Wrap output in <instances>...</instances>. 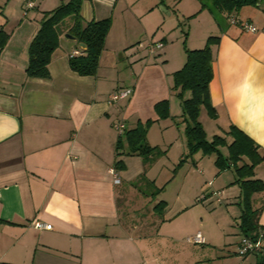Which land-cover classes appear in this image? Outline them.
Returning <instances> with one entry per match:
<instances>
[{"label": "crops", "instance_id": "crops-1", "mask_svg": "<svg viewBox=\"0 0 264 264\" xmlns=\"http://www.w3.org/2000/svg\"><path fill=\"white\" fill-rule=\"evenodd\" d=\"M67 1L38 0L25 11V0H0V29L9 36L0 50V264H179L175 252L163 254L158 246L176 251L184 236L193 246L186 264L231 261L236 250L198 253L205 250L198 245L210 243L207 232L189 231V225L182 236L164 230L193 205V190L202 189L190 159L183 160L185 123L181 101L171 89L172 74L184 64L185 49L201 48L209 36H219L212 46L209 83L217 116L209 117L202 107L199 120L209 140L236 125L264 152V0L227 14L221 25L201 0H83L85 21L111 20L95 75L70 69V54L80 46L65 38L63 30L48 65L49 77H28V46L43 12ZM173 11L191 17L184 40L179 19H171ZM229 16L251 22L257 31L230 24ZM67 20L68 26L72 19ZM157 41L163 48L151 55L147 46ZM124 87L132 88V94L109 103L110 93ZM163 99L169 102L170 116L156 120L154 105ZM148 119L155 121L146 141L164 153L145 162L123 154L128 149L124 133ZM117 122L124 124L121 133ZM192 161L197 167V160ZM222 173H215L212 184ZM254 173L264 180V161ZM233 180L234 174L227 185L237 189L227 206L237 204L240 194ZM167 188L174 193L171 202L165 197ZM159 200L166 202L162 216L154 210ZM251 200L253 208L262 206L258 223L264 234V192L254 193ZM239 215H233L237 224ZM36 221L51 228H35ZM197 232L204 242L188 241ZM238 234L236 245L242 237ZM242 258L231 264L250 260L249 255Z\"/></svg>", "mask_w": 264, "mask_h": 264}, {"label": "trees", "instance_id": "trees-1", "mask_svg": "<svg viewBox=\"0 0 264 264\" xmlns=\"http://www.w3.org/2000/svg\"><path fill=\"white\" fill-rule=\"evenodd\" d=\"M82 1L68 0L52 10L43 12L40 26L28 46V63L25 70L28 77H49L48 65L52 53L59 46V38L63 30L74 36L77 43L84 44V47L79 48V55L69 57L70 69L81 76L95 75L111 20L105 18L85 21L81 15ZM259 1L201 0V4L202 8H207L221 25L227 14L238 12L243 6L256 5ZM69 18L72 19V22L67 26ZM8 38V34L0 29V50L5 46ZM218 41L219 36L211 35L203 47L185 49L184 64L172 74L171 89L181 101L182 117L185 123L187 153L183 160L201 151L204 155H215L214 163L219 171L232 170L234 174L232 183L237 184L240 189L237 201L240 209L239 231L242 236L255 239L262 230V226L258 223L262 206L253 208L251 197L254 193L264 192V180L255 177L254 168L264 161V152H261V147L253 138L236 125H231L227 131H224V135H214L209 140L199 120L202 107L206 109L209 117L217 116L210 100L209 83L213 77L212 46L216 45ZM154 109L157 114L156 120L170 116L167 99L158 101L154 105ZM154 121L152 119L145 122L139 121L134 128L125 131L124 139L128 149L124 150L123 154L138 155L145 162H149L157 155L164 153L157 146H151L146 141L147 131ZM227 137L230 140H227ZM121 147L122 140L119 139L117 148ZM222 148H225L226 152H223ZM119 163L120 161L117 162V165ZM142 179H144V175H141L137 181L140 182ZM162 188H158L155 195ZM165 205L164 200H159L154 206V210L162 216ZM253 254L256 255L255 264H264V253Z\"/></svg>", "mask_w": 264, "mask_h": 264}, {"label": "rangeland", "instance_id": "rangeland-1", "mask_svg": "<svg viewBox=\"0 0 264 264\" xmlns=\"http://www.w3.org/2000/svg\"><path fill=\"white\" fill-rule=\"evenodd\" d=\"M206 9L208 12L209 10ZM210 13V12H209ZM211 14V13H210ZM212 15V14H211ZM171 19H174L177 21L179 19V22L177 25L180 26V29L183 31V40H184V33L188 31L189 29V20L191 17H182L177 13V11H173V14L171 16ZM227 17L224 16L223 21H226ZM193 26L196 27V22L193 21ZM182 40V39H181ZM137 45V44H136ZM196 153H199L198 156L193 157L189 156L188 159V165L191 166L192 172L196 175L194 178H197V181L199 185L201 186V190L197 189V192L194 193L195 191L193 190V205L184 212L177 220H175L171 226H168V229H164L165 231L172 230L175 232L176 235L182 236L185 234L183 231L184 225L189 228L190 230H199V231H204L207 232L211 235L209 238L210 243L209 244H204L198 245V247H204L205 250H198V253L202 254H210V256L214 255H219L220 252L222 251L227 253L229 250H236L237 251V245H236V240L239 238V227L238 224L236 223L235 214H238L240 209L238 207V204H229L228 206L227 201L229 195L233 194L235 192L234 189L229 187L227 185V180L228 178H232L233 173L231 170L226 169L220 172H223L220 176V178H217L213 183L215 179V173L219 171V169L216 167L214 160H215V155L214 154H202L201 151H198ZM197 160L198 166L195 167L192 160ZM178 164L176 165V169L178 168ZM180 167V166H179ZM195 170V172H194ZM231 176V177H230ZM214 188V191L212 190ZM219 188V189H215ZM199 190V192H198ZM212 190V194L207 196L206 198H203L204 195H207L210 191ZM217 190L219 193H221V201H217ZM198 196L199 199H196ZM165 197L168 199L174 197V193H172V188H167V191L165 193ZM201 199V200H200ZM166 207V205H165ZM168 221L165 219L161 223H165ZM167 223V222H166ZM189 225V227H188ZM190 236V235H189ZM186 236H184L178 243L175 244L176 251H169L166 250L167 247L162 246L160 244L159 247V252H162L163 254H168L175 252L172 256L174 259H176L177 263L179 264H186L187 262L189 263L190 261V252L193 248L191 243H188L185 240ZM160 243H164L166 240H159ZM227 248L229 250H227ZM202 251V252H201ZM233 259L229 262L223 261V264H228V263H233V261H242L244 260L242 257L238 254L233 255ZM250 260L253 261L256 259L255 254H249ZM248 260H245L247 264H249ZM256 261V260H255ZM211 264H219V263H211Z\"/></svg>", "mask_w": 264, "mask_h": 264}, {"label": "built area", "instance_id": "built-area-1", "mask_svg": "<svg viewBox=\"0 0 264 264\" xmlns=\"http://www.w3.org/2000/svg\"><path fill=\"white\" fill-rule=\"evenodd\" d=\"M38 0H25V11L32 9L36 6ZM228 21L230 24L237 25L240 29L249 31V32H256L257 27L253 25L249 21H242L237 19L235 16H229ZM163 48V43L161 41H157L154 43H150L147 46V51L151 55H155L159 49ZM80 49L74 50L70 56L79 55ZM133 92V89L130 87H124L114 90L110 93L108 97L109 103H115L122 99L128 98ZM119 132L121 133L124 130V124L121 122H117L114 125ZM34 227L38 229H50L51 225L47 223H43L41 221L34 222ZM188 241L192 243H202L204 242V237L201 232L195 233L193 236L188 238ZM253 253H264V234L260 233L258 237L255 239H251L249 237L242 236L237 245V254L240 256H246L248 254Z\"/></svg>", "mask_w": 264, "mask_h": 264}, {"label": "water", "instance_id": "water-1", "mask_svg": "<svg viewBox=\"0 0 264 264\" xmlns=\"http://www.w3.org/2000/svg\"><path fill=\"white\" fill-rule=\"evenodd\" d=\"M64 37H65V38H69V39H71V40H74V39H75L74 36H72V35H70V34H68V33H66V34L64 35ZM79 46H80V47H84V44H83V43H79Z\"/></svg>", "mask_w": 264, "mask_h": 264}]
</instances>
